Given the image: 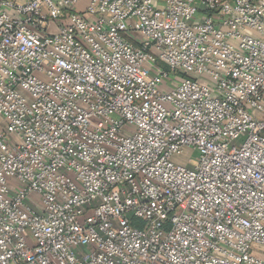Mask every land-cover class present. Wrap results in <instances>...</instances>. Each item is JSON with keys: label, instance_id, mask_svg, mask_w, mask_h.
Wrapping results in <instances>:
<instances>
[{"label": "built area", "instance_id": "1", "mask_svg": "<svg viewBox=\"0 0 264 264\" xmlns=\"http://www.w3.org/2000/svg\"><path fill=\"white\" fill-rule=\"evenodd\" d=\"M263 249L264 0H0V264Z\"/></svg>", "mask_w": 264, "mask_h": 264}, {"label": "rangeland", "instance_id": "2", "mask_svg": "<svg viewBox=\"0 0 264 264\" xmlns=\"http://www.w3.org/2000/svg\"><path fill=\"white\" fill-rule=\"evenodd\" d=\"M194 155H195L194 152L186 151V152H184V154L182 156L176 157L175 159L178 162L187 163V162H189L190 159H193Z\"/></svg>", "mask_w": 264, "mask_h": 264}]
</instances>
